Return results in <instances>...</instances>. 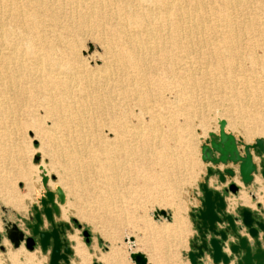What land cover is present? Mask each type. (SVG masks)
<instances>
[{
    "label": "bare ground",
    "instance_id": "6f19581e",
    "mask_svg": "<svg viewBox=\"0 0 264 264\" xmlns=\"http://www.w3.org/2000/svg\"><path fill=\"white\" fill-rule=\"evenodd\" d=\"M92 29L99 31L101 54L86 59L79 53L77 33ZM153 63L154 69L164 70L163 77L148 73ZM260 71H264V0H0V100L21 102L20 110L27 115L57 119L54 129L63 120L64 125L65 118L88 112L84 106L76 109L73 102L94 100L99 115L96 128L120 140L126 134L140 135L138 146L144 149L156 135L162 164L167 160L165 151L172 152L180 144L178 136L194 113L188 103L195 100L191 92L198 84L207 90V97L215 93L230 101L241 78L256 75L250 93L256 103L264 104ZM171 77L185 97V107H166L142 131L138 116L131 113L130 100L143 109V88L151 85L147 90L160 98L165 93L154 86ZM217 110V120L226 121V130L241 118ZM131 115L135 123H130ZM178 116L183 120L178 121ZM224 116L230 117L231 124ZM260 121V115L251 118L241 136L244 142H252L250 135L255 133L263 138ZM38 166L50 176L39 163L34 166L39 179ZM28 186L24 193L8 194V202L24 207L33 191ZM112 256L102 259L111 261Z\"/></svg>",
    "mask_w": 264,
    "mask_h": 264
},
{
    "label": "rangeland",
    "instance_id": "374dc122",
    "mask_svg": "<svg viewBox=\"0 0 264 264\" xmlns=\"http://www.w3.org/2000/svg\"><path fill=\"white\" fill-rule=\"evenodd\" d=\"M98 36L99 31L94 29L77 33L79 53L82 57L87 59L101 54ZM148 60L147 63L150 62V59ZM88 63L92 65V62ZM154 67L153 63V69L148 73L161 77L165 75L163 69ZM191 71L195 77L200 76L197 72ZM257 75L258 79L264 80V71ZM255 77L256 75L254 77L252 75L250 79L241 78L236 85L237 93L231 95L230 101L222 100L215 93L207 97V90L199 84L194 92H191L192 88L189 86L188 94L191 92V99L195 100L188 104L194 113L186 129L178 136L180 144L176 145L179 147L175 145L172 152L165 151L167 160L164 164L158 160L160 147L157 146L156 135L151 147L144 149L138 146L142 138L140 135L126 134L120 140L106 130L96 128L94 124L98 121L99 115L98 104L94 100L73 102V107L78 109V106H84L88 112L73 118H65L66 123L62 125L64 120L59 121L61 126L54 129V124H58L57 119L42 117L40 114L27 115L25 111L20 110L23 109L21 102L10 98L1 101L0 97V232L2 218L14 221L18 225L22 224L21 227L27 232L21 216L29 219L32 204H37L35 196L42 187L37 175L38 170L34 166L42 163L49 174L54 176L49 180L51 183L48 188L54 189L56 185H60L64 190L66 199L63 204H59L60 219L57 216L56 221H66L70 225V230L66 231L67 238L69 235H75L84 248V244L89 248L91 240L97 241L98 237L103 244L106 242L123 244L124 238L131 236L136 240L138 247L145 249L148 244L147 226L152 221L154 209L168 212L166 220H169L172 211L188 197L190 203L193 202L190 192L198 188V183L206 173V163L200 159L199 146L208 137V132H216L218 129L217 109L228 115L230 113L233 118L234 115L240 114L241 118L233 125H229L228 130L234 135L244 137L251 118L256 115L261 116L260 126L264 127V104L256 103L250 93L254 90L257 79ZM163 79L164 83L161 86H154L155 90L165 93L163 97L157 98L149 92L147 88L150 85L143 88V109H138L135 101L130 100L131 113L138 116L142 131L148 129L146 127L148 120L158 112L165 111L166 107L173 108L174 105L185 107V97L180 95L175 79L173 77L172 80ZM158 106L160 108H157ZM134 115L130 116L132 118L130 123L136 122ZM161 116L162 114L159 115ZM224 117L231 124L230 117ZM160 119L157 121L161 123ZM182 120L183 117L178 116V121ZM35 123H39L41 127L36 128ZM257 136L256 133L251 134L250 138L253 140ZM185 160L187 164H183ZM256 175L257 200L264 203L262 184L264 180L260 174ZM236 181L242 186L238 178L233 180L234 183ZM28 185H32L33 191L31 197L24 200V207L19 208L15 206L16 204L8 202V194L24 193L28 190ZM228 198V210H234L237 206L234 196L231 194ZM262 198L263 200H260ZM244 200L247 201L245 198ZM73 218L76 222H73ZM84 229L89 232L88 242H85L82 235ZM70 243L74 247L75 242L70 239ZM1 244L4 250H0V264H22L24 261L26 264H48V254L44 255L40 249L28 252L23 244L17 249L5 238ZM104 247L100 246L102 251Z\"/></svg>",
    "mask_w": 264,
    "mask_h": 264
},
{
    "label": "water",
    "instance_id": "95a60500",
    "mask_svg": "<svg viewBox=\"0 0 264 264\" xmlns=\"http://www.w3.org/2000/svg\"><path fill=\"white\" fill-rule=\"evenodd\" d=\"M217 126V131L208 132V137L199 146L200 159L210 166L206 167V173L198 183V204L188 213L195 233L186 257L190 264H264V203L251 195L254 208L237 205L229 211L224 195L236 196L240 190V185L233 181L226 183V179L238 178L242 186L252 183L256 174L264 180V138L244 142L240 135L225 129L224 119H218ZM220 165L223 166L221 169ZM38 168L42 190L37 204H32L29 219L23 221L27 232L18 223L2 218L0 240L5 238L14 248L23 244L28 251L38 246L42 253L48 254V264H69L73 250L66 231L70 230V225L55 219L59 216V204L65 202L66 196L60 185L49 189L48 180L54 176H48L42 166ZM212 175L223 184L222 188L208 183ZM160 216L167 219L168 212L154 209L152 217L158 219ZM73 222L76 219L73 218ZM82 235L88 242L89 232L84 229ZM126 240L133 242L132 237ZM0 250H4L3 245ZM129 258L134 264H148L140 251H131Z\"/></svg>",
    "mask_w": 264,
    "mask_h": 264
},
{
    "label": "crops",
    "instance_id": "0c3cea01",
    "mask_svg": "<svg viewBox=\"0 0 264 264\" xmlns=\"http://www.w3.org/2000/svg\"><path fill=\"white\" fill-rule=\"evenodd\" d=\"M207 166H210V163H206V167ZM222 167L223 166L221 165L219 166L220 169ZM257 177L258 176L255 175L253 182L249 185H245L243 187L240 186L241 189L238 191L237 195H233L236 205L245 206L248 208L255 207V201L251 199V195H255L257 199L256 194L258 187H255V183L258 184L256 181ZM216 179V175L209 176L208 183L217 189L222 188L223 184L218 183ZM233 180L226 179V183H229ZM262 184L264 187V181H262ZM190 193L193 196V202L190 203L188 197L183 204L178 205V207L172 211L169 220H166V218H152V221H150L147 226L148 232L146 235V244H148L146 245L145 249L138 247L136 245L135 239H133V244L129 243V241L126 239L131 236L124 238L123 244L119 242H106V244H103L101 239L98 237V239L96 238L97 241L93 242V240H91L89 248L84 244L85 248L90 253L89 254L83 245H81V241H79L75 235H69V238L75 242L74 247L73 244L70 243L73 253L69 257V264H134L129 258V253L131 251L142 252L146 257L148 264H190L186 258V253L189 250L190 239L194 235V227L191 223L188 213L190 208L195 207L198 204L197 197L200 195V190L198 188H194V190H191ZM224 195H226V201H228V195L230 196L231 194L224 193ZM38 196L39 193L36 194L35 198H38ZM242 196L247 200L246 202ZM175 216L177 217V220L174 219ZM21 218L26 220L24 216H21ZM58 219H60V217ZM21 225L22 224H19L20 227ZM102 245L105 246L103 251L100 248ZM35 250L39 251V247L37 246L34 251ZM76 253L79 254L77 255ZM111 253L114 254V256H112V258H114L111 261L102 259V256H108V254L111 255ZM82 258L85 262L82 261ZM118 260L121 261V263Z\"/></svg>",
    "mask_w": 264,
    "mask_h": 264
},
{
    "label": "flooded vegetation",
    "instance_id": "af4514ba",
    "mask_svg": "<svg viewBox=\"0 0 264 264\" xmlns=\"http://www.w3.org/2000/svg\"><path fill=\"white\" fill-rule=\"evenodd\" d=\"M236 184H237V183H236ZM238 185H239V184H238ZM257 201H258V200H257ZM1 239H2V238H1ZM68 239H69V237H68ZM69 241H70V239H69ZM0 245H2V244H1V240H0ZM36 247H37V246H35L34 249H35ZM18 248H19V247H18ZM18 248H17V249H18ZM28 252H31V251H28ZM44 254H45V253H44Z\"/></svg>",
    "mask_w": 264,
    "mask_h": 264
}]
</instances>
